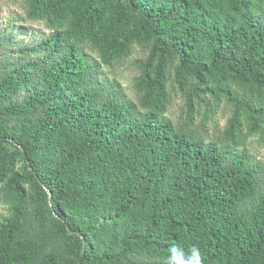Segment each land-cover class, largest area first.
Instances as JSON below:
<instances>
[{
	"label": "trees",
	"instance_id": "trees-1",
	"mask_svg": "<svg viewBox=\"0 0 264 264\" xmlns=\"http://www.w3.org/2000/svg\"><path fill=\"white\" fill-rule=\"evenodd\" d=\"M29 4L65 32L33 46L24 70L0 67V183L13 198L0 264H166L173 246H198L205 264H264V167L247 149L264 148V0ZM83 42L104 65L149 48L140 106L106 96ZM175 61L192 123L229 108L217 140L166 117Z\"/></svg>",
	"mask_w": 264,
	"mask_h": 264
},
{
	"label": "rangeland",
	"instance_id": "rangeland-1",
	"mask_svg": "<svg viewBox=\"0 0 264 264\" xmlns=\"http://www.w3.org/2000/svg\"><path fill=\"white\" fill-rule=\"evenodd\" d=\"M29 0H0V67L1 75L14 69L24 70L28 61L38 58L31 51L33 46L42 43L50 35L65 32L47 20H34L29 14ZM83 53L96 65L99 84L106 90V96H118L140 106V98L145 90L139 85L142 74V64L147 60L149 48L133 43L125 56L110 65L101 63L99 53L88 42L79 43ZM14 64V67L11 65ZM177 61L172 63L166 71L168 106L166 117L177 133H183L193 138H200L205 144L217 140L223 132L229 117V108L222 105L212 120L203 121L200 117L191 122L186 114L184 100L176 90L174 70ZM10 68V69H9ZM40 75L38 76V78ZM28 96V90L22 91L13 98H8L4 105H14ZM10 125L18 126L20 120H10ZM247 149L264 167V148L255 139H249ZM20 165L17 166L19 168ZM0 183V223L12 214V196L3 189ZM27 196L31 201L33 191L24 185ZM51 249V248H49Z\"/></svg>",
	"mask_w": 264,
	"mask_h": 264
},
{
	"label": "clouds",
	"instance_id": "clouds-1",
	"mask_svg": "<svg viewBox=\"0 0 264 264\" xmlns=\"http://www.w3.org/2000/svg\"><path fill=\"white\" fill-rule=\"evenodd\" d=\"M166 264H205V257L198 246H193L186 256L182 249L173 246L169 249Z\"/></svg>",
	"mask_w": 264,
	"mask_h": 264
}]
</instances>
